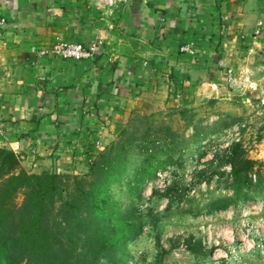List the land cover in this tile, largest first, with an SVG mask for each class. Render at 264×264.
Here are the masks:
<instances>
[{
    "label": "crops",
    "instance_id": "1",
    "mask_svg": "<svg viewBox=\"0 0 264 264\" xmlns=\"http://www.w3.org/2000/svg\"><path fill=\"white\" fill-rule=\"evenodd\" d=\"M0 21V147L27 172L83 173L131 115L164 106L233 97L264 115V0H128L111 14L92 0H0ZM73 41L92 55L34 51ZM248 216L264 227V207ZM233 225L203 261L243 239ZM240 257L264 264L256 247Z\"/></svg>",
    "mask_w": 264,
    "mask_h": 264
},
{
    "label": "rangeland",
    "instance_id": "2",
    "mask_svg": "<svg viewBox=\"0 0 264 264\" xmlns=\"http://www.w3.org/2000/svg\"><path fill=\"white\" fill-rule=\"evenodd\" d=\"M258 110L251 103L232 97L219 101L202 100L194 106H164L145 116L138 113L131 115L129 123H125V128L116 135L110 150L106 152L113 157L119 151L120 144L125 141L126 169L121 179L111 184L112 193L120 204V217L123 218L119 223L135 222L143 228L138 236H133L132 232L127 233L128 254L123 255V249L115 253L97 252L98 241L92 234L105 232L117 224L116 218L102 222L100 226L92 219H87L85 208L76 212L67 207L65 211V207L61 210L60 202H57L47 212L44 220L45 227L55 236L49 258H34L26 249L19 251L18 246L14 248L8 245L6 248L5 242H9L16 234L15 228L6 224L0 231V260H4L3 264H209L210 261L205 262L202 256L190 252L187 240L200 239L208 251L211 248L218 249L222 243H215L214 238L220 240L224 235L221 232L227 224L231 227H234L233 224L240 225L244 218L239 209L230 216L227 214L229 209L211 211L209 203L214 204L226 191L215 190L218 183L216 176L210 183H198L199 175L193 172L204 168L211 159L213 153L209 150V145L205 144L200 149L209 151L207 156H199L195 145L190 149L191 157L187 153L189 149L183 153L182 160L185 161L182 167L178 166L177 173L183 179L182 183L189 185L193 181L196 186L182 201L169 202L168 198L160 194L168 183V172L159 171L161 177L149 180L142 187L140 198L129 193L124 178L142 162L144 155L141 146L144 142L149 139L154 141L156 138L159 142H188L190 145V142L197 141L192 134L197 127L202 130V136L209 135L204 143L214 142L225 147L230 142L240 141L245 156L258 162V167L254 170H260V175L264 177V115ZM162 154L158 153V156L161 157ZM222 169L229 171L230 165L224 164L219 170ZM210 171L211 169L205 175ZM86 172L87 170L78 175ZM74 195L75 192L66 196L74 198ZM22 198L23 195L19 193L16 197L17 204ZM251 201H261L264 204V190L256 199H249L244 203ZM116 229L121 231L120 226ZM227 234L230 235L229 231ZM239 243L240 241L235 240L232 246L236 247ZM119 258H122V262L116 263Z\"/></svg>",
    "mask_w": 264,
    "mask_h": 264
},
{
    "label": "trees",
    "instance_id": "3",
    "mask_svg": "<svg viewBox=\"0 0 264 264\" xmlns=\"http://www.w3.org/2000/svg\"><path fill=\"white\" fill-rule=\"evenodd\" d=\"M201 131L198 127L194 128L192 134L198 142H190V145L188 142H159L156 138L154 141L149 139L144 142L145 144L141 146L144 155L142 162L124 178L129 193L140 198L142 187L149 180L159 178V171H163L168 172L169 177L166 178L168 183L160 194L168 198L169 202L184 200L196 185L193 181L189 185L186 182L182 183L183 179L177 173L178 166L182 167L185 161L182 160L183 153L187 149H189L187 153L191 152L192 145H195L199 156H207L209 151L200 149L208 144L209 150L213 153L211 159L206 162L204 168L193 172L199 175L198 183L202 181L210 183L216 176L218 183L215 190L226 191L214 204L209 203L211 211L226 210L249 199H256L264 190V177L260 175V170H254L258 167V162L245 156L240 141L230 142L225 147H220L214 142L204 143L205 139H209V135L204 137ZM112 142L98 152L87 172L81 175L48 171L27 172L21 167L17 153L0 147V231L6 224L13 226L16 231L15 237L5 242V247L18 246L19 251L26 249L34 258L48 259L55 236L45 227L44 220L47 212L60 202V209L65 207V211L67 207L76 212L85 208L87 219H92L94 223L109 222L116 218L117 224L105 232L92 234L98 241L97 252L115 253L123 249V255H127V233L132 232L133 236H138L143 228L137 226L135 222L119 223L123 217H120L122 214L120 204L114 198L111 184L121 179L126 169L127 149L123 141L119 151L111 157L106 152L110 150ZM158 153L163 154L159 157ZM224 164L230 165L229 171L219 170ZM210 169V173L205 175ZM252 175H255V180ZM73 192L74 198L66 196ZM19 193L23 198L17 204L16 197ZM117 226H120V232L117 231ZM186 243L191 253L206 255L207 250L200 239H188ZM116 261L120 263L122 258ZM3 263L4 260L1 259L0 264Z\"/></svg>",
    "mask_w": 264,
    "mask_h": 264
},
{
    "label": "built area",
    "instance_id": "4",
    "mask_svg": "<svg viewBox=\"0 0 264 264\" xmlns=\"http://www.w3.org/2000/svg\"><path fill=\"white\" fill-rule=\"evenodd\" d=\"M128 0H92V4L99 9L107 10L109 14L112 13L113 9L123 4L125 5ZM3 22L0 21V27H2ZM259 30L256 29V33ZM183 50H189L187 46L183 47ZM34 51L39 55H50L60 58H71V59H84L89 58L92 55V49L86 48L80 42H58L51 44L49 46L43 45L39 47H34ZM228 80L233 81L231 72L228 73ZM264 113V108H263ZM228 145V144H227ZM158 177H161V174H158ZM253 180H255V175H252ZM264 207L263 202L261 201H251L244 203L241 208V213L244 216L241 220V224L238 225L243 235V239L240 240V243L234 247L231 246L224 253H217L216 257L210 261L209 264H243L241 261L240 254L248 250L249 248L256 247L260 250L264 249V227L260 224L252 223L247 221V215L250 210L254 209L257 205ZM247 241L251 243V246L247 245ZM218 250V249H217Z\"/></svg>",
    "mask_w": 264,
    "mask_h": 264
}]
</instances>
